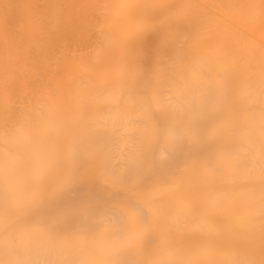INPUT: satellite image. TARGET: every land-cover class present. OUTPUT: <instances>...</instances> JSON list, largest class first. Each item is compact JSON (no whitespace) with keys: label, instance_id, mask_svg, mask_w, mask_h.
<instances>
[{"label":"bare ground","instance_id":"1","mask_svg":"<svg viewBox=\"0 0 264 264\" xmlns=\"http://www.w3.org/2000/svg\"><path fill=\"white\" fill-rule=\"evenodd\" d=\"M0 14V264H264V0Z\"/></svg>","mask_w":264,"mask_h":264},{"label":"rangeland","instance_id":"2","mask_svg":"<svg viewBox=\"0 0 264 264\" xmlns=\"http://www.w3.org/2000/svg\"><path fill=\"white\" fill-rule=\"evenodd\" d=\"M4 14H5V13H4ZM0 16L2 17V19H4V18L6 17V16L3 17L2 14H0ZM0 19H1V18H0ZM0 21L2 22V20H0ZM5 21H7V19H5ZM5 21H3V23H5ZM7 24H8V22H7ZM7 24L5 23V24H3V25H7ZM8 27H10V26L7 25V27H6L7 29H4L3 26H1L2 29L6 30L5 32H7L9 29H10V30H13V29H11L12 27H11V28H8ZM1 31H3V30H1ZM8 32H10V31H8ZM2 33H4V32H2ZM12 34H13V33H12ZM1 35H3V34H1ZM8 35L10 36V34H8V33H6L5 35H3V36H6V37H7V38L5 37V39L7 40L6 42L9 41V40H8V39H9ZM12 36H14V34L11 35L10 37H12ZM2 38H3V37H2ZM2 38H0V40H1L0 42H2ZM3 41H4V39H3ZM4 42H5V41H4ZM2 43H3V42H2Z\"/></svg>","mask_w":264,"mask_h":264}]
</instances>
